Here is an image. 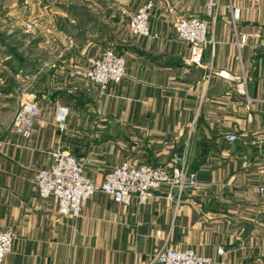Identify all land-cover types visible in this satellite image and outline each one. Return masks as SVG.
Segmentation results:
<instances>
[{
  "label": "crops",
  "instance_id": "crops-1",
  "mask_svg": "<svg viewBox=\"0 0 264 264\" xmlns=\"http://www.w3.org/2000/svg\"><path fill=\"white\" fill-rule=\"evenodd\" d=\"M65 1L85 15L60 14L72 33L57 29L63 42L50 74L37 76L30 60L16 64L0 49V230L13 235L3 264H148L160 248L190 249L211 264H264V0H214L211 12L207 0ZM147 3L150 35L135 37L129 19ZM189 16L207 27L199 63L174 30ZM107 49L125 57L119 84L101 91L73 75ZM19 100L40 110L28 138L11 131ZM60 104L69 108L63 131ZM57 149L79 159L96 185L122 163L172 158L200 185L179 199L161 187L144 205L97 192L68 219L34 184Z\"/></svg>",
  "mask_w": 264,
  "mask_h": 264
},
{
  "label": "built area",
  "instance_id": "built-area-1",
  "mask_svg": "<svg viewBox=\"0 0 264 264\" xmlns=\"http://www.w3.org/2000/svg\"><path fill=\"white\" fill-rule=\"evenodd\" d=\"M214 4V0H207L209 12L214 8ZM151 6V3L145 4L129 20L128 29L133 36L149 37L148 20ZM26 27L28 30L32 29V25ZM174 30L176 39L190 47L191 61L199 63L202 47L209 43L205 22L193 16L179 17L175 20ZM240 42L244 43L245 37H242ZM125 63L124 56L113 49H107L97 57L87 58L84 67L73 69V75L105 91L108 86L117 85L122 81ZM39 115L40 110L36 103H21L13 117L11 131L28 138ZM68 116V106L58 105L55 121L60 131L64 130ZM227 139L232 142L237 138L229 135ZM51 158L52 166L38 171L34 176V184L39 197L55 198L58 213L68 219L80 216L83 205L97 192L119 205L128 206L133 201L144 205L151 199L153 191L161 187L168 188V198H172L170 192L174 190L179 199L183 192L200 185L196 173L189 169L184 160L176 158L170 159L163 166L122 163L113 168L100 185H96L84 175L82 163L68 152L57 149L52 152ZM257 193L264 198V184L257 186ZM12 244L13 235L0 230V264H3L5 256L11 252ZM217 253L222 254L223 251L218 249ZM148 264H211V259L190 249L160 248Z\"/></svg>",
  "mask_w": 264,
  "mask_h": 264
},
{
  "label": "rangeland",
  "instance_id": "rangeland-1",
  "mask_svg": "<svg viewBox=\"0 0 264 264\" xmlns=\"http://www.w3.org/2000/svg\"><path fill=\"white\" fill-rule=\"evenodd\" d=\"M65 2V0H0V49L12 50L16 64L18 62L20 64L22 60H30L31 72L38 73L37 76L50 74L54 70L52 64L57 62L59 50L55 49L61 47L63 42L57 29L63 28L71 32L68 19H64L60 14H67V18L73 16L75 20H79L84 14H79L83 11L65 6ZM55 16H58V21L54 19ZM27 25H32V29L28 30ZM1 72L4 74L5 69H1ZM15 86H19L15 92L20 96L22 85ZM21 103L19 100L13 117ZM11 117L9 113L1 116L4 121Z\"/></svg>",
  "mask_w": 264,
  "mask_h": 264
},
{
  "label": "trees",
  "instance_id": "trees-1",
  "mask_svg": "<svg viewBox=\"0 0 264 264\" xmlns=\"http://www.w3.org/2000/svg\"><path fill=\"white\" fill-rule=\"evenodd\" d=\"M148 165V164H147ZM163 166V165H162Z\"/></svg>",
  "mask_w": 264,
  "mask_h": 264
}]
</instances>
